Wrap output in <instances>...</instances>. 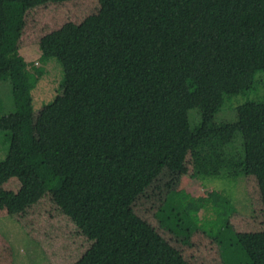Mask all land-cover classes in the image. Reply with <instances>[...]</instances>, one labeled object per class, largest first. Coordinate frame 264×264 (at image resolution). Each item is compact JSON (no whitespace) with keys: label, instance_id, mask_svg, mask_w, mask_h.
<instances>
[{"label":"trees","instance_id":"1","mask_svg":"<svg viewBox=\"0 0 264 264\" xmlns=\"http://www.w3.org/2000/svg\"><path fill=\"white\" fill-rule=\"evenodd\" d=\"M47 1L0 0V88L8 85L7 99L0 91V179L16 175L34 200L49 192L91 239L73 264H189L130 209L163 168L253 176L264 209V81L233 119L217 118L264 72V0H142L121 47L97 56L46 49L41 60L54 57L63 70L53 103L65 137L39 149L34 90L44 69L30 71L4 40L11 11ZM184 196L169 192L156 215L190 245L200 207ZM212 202L221 261L264 264V229L235 232L229 198L217 193Z\"/></svg>","mask_w":264,"mask_h":264},{"label":"rangeland","instance_id":"2","mask_svg":"<svg viewBox=\"0 0 264 264\" xmlns=\"http://www.w3.org/2000/svg\"><path fill=\"white\" fill-rule=\"evenodd\" d=\"M141 1L51 0L29 9L11 11L5 50L18 52L28 63L30 71L44 69L43 77L34 90L37 148L51 147L65 137L57 124V107L53 103L60 93L63 70L54 57L41 60L44 51L66 47L97 56L121 47L127 40ZM256 78L253 90L226 101L218 112V119H233L237 105L257 98L256 91L264 81V72H259ZM3 85L0 91L7 99V88ZM3 147L4 139L0 134V159L6 154ZM169 192H180L185 195V203L200 207L198 229L190 245L180 243L171 230L161 225L156 215ZM217 193L228 197L237 209L230 218L235 232L264 229L262 198L253 176L192 177L190 173L180 174L163 168L134 199L130 209L178 248L189 264H224L213 242V233L221 225L219 209L212 202ZM91 244V239L59 209L49 192L34 200L16 175L0 179V264H73Z\"/></svg>","mask_w":264,"mask_h":264}]
</instances>
